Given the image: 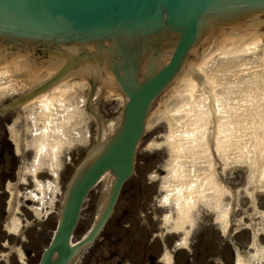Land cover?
Listing matches in <instances>:
<instances>
[{
  "label": "rangeland",
  "instance_id": "1",
  "mask_svg": "<svg viewBox=\"0 0 264 264\" xmlns=\"http://www.w3.org/2000/svg\"><path fill=\"white\" fill-rule=\"evenodd\" d=\"M18 55L4 52L0 56V82H2L0 84V108L44 79V73L40 70L27 68L21 72L5 70H12L18 61L22 63L23 59H26V56ZM247 74L249 71L245 76ZM186 77L191 81L189 76ZM72 78L74 77L61 83L72 84L71 90L65 93L64 103L61 102V104L62 108L70 109L72 112L70 116L72 123L69 122L65 130L67 139L73 140L63 143L60 149L59 169L56 173H52L48 164H44V162H50L46 156H44L43 165H37L42 155L37 153L34 146L35 133L45 127L44 121L38 118L36 112L39 99L26 104L21 111H12L0 117V264H38L43 249L47 246L59 222L64 195L74 172L94 145L99 144L103 124L121 116L124 96L117 93L112 98H106L98 89V97L94 101V111L98 116H95L86 109L90 84L86 80V82L73 84ZM186 84H181L179 88L182 92L181 96L177 94L175 97H166L165 109L160 105L157 106L156 103L148 120L146 134L138 147L135 174L124 185L109 222L79 264H125L126 260L135 261V264H143L155 258L162 259L167 252L172 254L175 244L182 242L183 232H173L172 225H165L163 220L164 215L169 213H173L172 216L176 217V206H172L174 199L171 200L173 202L171 205L166 206L162 203L161 197L166 194V181L171 176L168 165L171 162L172 153L166 143L170 134L171 122H174L181 132L191 127L186 125L189 116L184 107L193 102L197 94L194 90L188 89ZM102 85L101 81L99 88ZM241 98L243 97L240 96L234 100L237 102ZM249 105L250 103L245 102L241 108ZM74 107L78 110L77 117L72 111ZM247 124L242 125L243 128L246 129ZM256 125L259 127L260 123L256 122L251 126ZM15 133L24 135L26 144L22 148L14 139ZM237 134L243 139L237 142L236 138L231 136L230 143H236L239 151L224 146L223 153L226 158L224 164L221 163L222 157L218 161L212 156V162L208 163L204 158L195 160L187 153L181 156L180 177L171 180V184L189 186L196 177L201 178L204 174H214V184L221 188L220 203L225 209L236 205L232 214L234 224L230 229L233 232L237 230L240 222L244 224V229L241 228L240 232L234 233L230 239L249 243L251 229L245 226L251 222H257L259 227L264 228V217L261 215L264 213V181L260 184V188L256 189L251 175L252 161L258 151H264V142L258 145L259 139L251 134L247 135V131L245 133L239 131ZM110 135L111 131L108 130L107 138ZM183 141L187 143L188 139ZM197 152L203 153L202 150ZM243 157L247 159V162L242 161ZM23 162L31 170H36L39 166L37 177L42 182L44 190L39 189L33 172L27 173L26 181L18 186L20 194L17 199L18 214L22 218L23 229L18 234H14L6 230L5 222L12 212L10 186L16 183L18 171ZM191 171L194 173L192 177L190 176ZM103 189L104 183L101 181L88 196L74 240L83 237L92 227L99 211ZM207 193L210 194V191ZM212 194L215 199L216 194ZM206 201H199L193 211V216L199 218L197 221L200 225L194 228L187 249L193 251L192 257L195 263L215 264L213 260H210L211 258L225 257L229 262L232 260L231 264H233L232 247L227 245L222 248L225 241L223 236L219 230H214L212 225L209 229L206 224L218 213L211 196L207 197ZM204 217L208 219L205 220ZM230 242L227 241L228 244ZM260 242L264 244V229ZM17 249L20 252H17ZM175 251L178 254L175 259L180 261L178 264H186L190 251L184 248ZM2 253L7 255L3 256ZM18 253H21L22 257ZM158 264L161 263L158 262Z\"/></svg>",
  "mask_w": 264,
  "mask_h": 264
},
{
  "label": "water",
  "instance_id": "2",
  "mask_svg": "<svg viewBox=\"0 0 264 264\" xmlns=\"http://www.w3.org/2000/svg\"><path fill=\"white\" fill-rule=\"evenodd\" d=\"M258 13H264V0H0L2 44L65 59L48 82L1 109L0 115L88 63L111 69L130 97L120 128L114 125L113 132H117L73 179L59 228L41 264H70L103 228L133 173L136 147L151 104L179 74L191 50L195 47L192 52L196 53L197 45L214 28L247 21ZM258 21L248 26L264 23ZM161 53L165 60L171 55L157 67ZM107 171L114 181L99 212L106 206L87 237L72 245L83 202Z\"/></svg>",
  "mask_w": 264,
  "mask_h": 264
},
{
  "label": "bare ground",
  "instance_id": "3",
  "mask_svg": "<svg viewBox=\"0 0 264 264\" xmlns=\"http://www.w3.org/2000/svg\"><path fill=\"white\" fill-rule=\"evenodd\" d=\"M260 24L245 27L231 34L222 33L213 39H209L212 36L204 37L197 46L196 53L191 51L182 76L179 75L157 101V106L160 105L165 109L164 101L167 99L166 97H175L177 94L181 96L180 93L182 92L179 88L181 84L184 85L186 83L188 89L194 90L197 94L195 100L184 107L186 108L187 116H189V121L186 125L191 127L181 132L176 124L171 122L170 134L166 141L172 153V163L170 164L171 176L168 177V183L165 185L167 195L163 197V203L168 205L174 199L173 202L176 205L178 215L174 220L172 214L169 213L164 216V221L168 225L173 222V229L184 232L186 237L189 236L186 224L190 223L192 227L194 226L195 220L192 211L196 208L199 201H206L207 197L211 196L213 203L221 207V188L214 184L215 177L212 173L201 175V178H194L192 180L193 183L189 186L171 184L170 180L179 179L180 177L179 170L181 171L182 169L181 156L185 155V153H190L195 160L205 158L208 163H211V157L213 156L215 160L220 161V157H222L224 161L226 159L223 153L224 146L231 147L234 151H239L236 143H230L231 136H234L237 142L243 139L237 134L239 131L241 133L247 131V135L251 134L259 139L258 145L264 142V23L261 26L263 30L259 27ZM165 57H161V61L156 64L157 67L164 62ZM16 65L13 69H23L22 65L24 64L18 62ZM28 66L31 68L32 65L29 62L24 65L25 68L29 69ZM5 70L12 71L10 69ZM247 71H249V74L245 76ZM102 72L101 67L98 68L92 65L82 68L77 72V75L84 79L88 74L101 76ZM186 76H189L193 82L189 81ZM76 82L78 81L73 82V84ZM102 84L99 90L102 91V96L106 98H112L119 91V85L110 76H103ZM67 86L66 82L57 86L55 90H51L49 93L46 92L36 98L39 99L37 102L38 117L46 122L45 128L37 133V142L41 151L46 150L49 146L52 151H58L61 142L65 140V133L63 132L65 123L64 121L58 123L59 114L56 107L62 109V107L58 106H62L61 102L64 103ZM240 96L243 98L235 102L234 99ZM127 98V96H124V102H126ZM245 102L250 103V105L241 108ZM39 109H42V111H39ZM72 111L77 117L78 110H76V107ZM64 114L66 116H62L67 117L69 110H65ZM156 115L159 116L160 114ZM183 116L185 115L183 114ZM120 119L121 117L108 123L105 122L100 139L107 137L108 129L113 133L114 125H119ZM191 120L193 121L192 123ZM69 121H71V118H69L67 123ZM256 122L260 123L259 127L257 125L251 126ZM246 123L248 124L245 129L242 125ZM184 139H188L187 143L183 141ZM17 140H19V144H22L24 142L23 135L19 134ZM157 145L160 144L157 143ZM199 150H202L203 154L198 153L197 151ZM242 161L247 162V159L243 157ZM25 170L23 165L18 182L25 180ZM191 172L190 176L192 177L194 173L193 171ZM251 175L255 188H260V184L264 181V151H258L254 157ZM113 179L114 175L110 172L105 173L102 177L104 189L99 210ZM39 187L41 188V185ZM11 191L13 204H16L15 201L19 195L18 190L14 187ZM207 191H210V194ZM212 193L216 194L215 199ZM231 207L223 210L221 215L217 217L223 228L226 229L230 223V214L234 211ZM254 207L257 211L256 205ZM15 209L16 206H14ZM257 213L260 215L259 211ZM261 215L264 217L263 213ZM10 219L7 227L11 231H17L19 218L13 213ZM251 228L254 231L252 246L256 252L255 254H250L247 251L239 250L237 264H261L264 261V247L260 245L258 240L261 227L257 223H252ZM180 244L187 245V239H182ZM163 259L167 264L172 263V256L168 252L165 253Z\"/></svg>",
  "mask_w": 264,
  "mask_h": 264
},
{
  "label": "flooded vegetation",
  "instance_id": "4",
  "mask_svg": "<svg viewBox=\"0 0 264 264\" xmlns=\"http://www.w3.org/2000/svg\"><path fill=\"white\" fill-rule=\"evenodd\" d=\"M151 264H153V263H151Z\"/></svg>",
  "mask_w": 264,
  "mask_h": 264
}]
</instances>
